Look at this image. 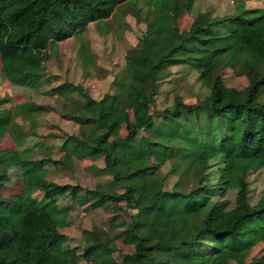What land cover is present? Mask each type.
<instances>
[{
	"label": "trees",
	"instance_id": "1",
	"mask_svg": "<svg viewBox=\"0 0 264 264\" xmlns=\"http://www.w3.org/2000/svg\"><path fill=\"white\" fill-rule=\"evenodd\" d=\"M126 1L0 0L3 77L13 85L38 87L39 73L29 69L30 61H42L49 45L107 18ZM193 1L145 0L142 16L147 20L139 47L124 55L130 72L113 79L111 92L92 98L69 82L42 91L67 101L72 94L79 97L70 116L76 133L59 135L62 156L47 160L69 166L73 159L101 158L93 172L108 179L91 192L99 196L96 203L106 196L134 209L126 231L134 239L132 250L114 260L113 239L97 226L81 231L80 252L64 246L66 237L58 227L67 209L58 207L55 198L69 185L46 180L48 161L30 158V148H0V189L10 167L21 166L22 179L19 194H0V264H77L81 258L94 264H150L153 254L163 256L161 264H226L228 259L264 264V254L244 258L247 248L264 239V199L250 203V181L245 180L248 171L264 167V9H246L237 2L229 15L195 16L180 34L177 17ZM78 53L83 60L91 57L85 48ZM172 64L196 71L205 93L193 103L173 98L181 122L162 114L153 124L147 98L129 86L139 83L152 93ZM217 67L242 74L244 86H225ZM8 100L0 96V105ZM40 111L32 101L0 107V136L8 131L20 146L15 117L31 126ZM122 126L125 133L111 140ZM141 129L150 130L152 139L138 135ZM151 157L161 164L151 168ZM165 162L168 169L161 173ZM165 174L175 177L168 189L163 188ZM33 184L41 186L38 198L31 195ZM229 190L232 204L225 197Z\"/></svg>",
	"mask_w": 264,
	"mask_h": 264
},
{
	"label": "rangeland",
	"instance_id": "2",
	"mask_svg": "<svg viewBox=\"0 0 264 264\" xmlns=\"http://www.w3.org/2000/svg\"><path fill=\"white\" fill-rule=\"evenodd\" d=\"M239 2L246 9H264V0H194L188 10H183L177 17V29L183 34L191 20L195 17H220L234 12ZM139 9V10H137ZM137 10V11H136ZM146 11L145 0H128L116 6L114 11L105 19L88 23L81 31L46 48V55L42 61H30L29 69L39 73V85L36 88L17 86L9 83L0 70V96L9 100L0 107L13 108L21 101H32L40 104L41 111L35 116L32 125L23 117H15V132H21L23 143L15 144L12 134L5 131L0 136V148L3 150H17L23 147L30 148V158H43L45 161L58 160L62 156L59 148L62 133L75 134L77 124L70 118L77 110L76 102L79 98L73 95V100L67 101L60 95H47L42 91L61 82L79 85L92 98H98L105 92L112 91V81L123 77L130 72L124 62L127 49L139 47V37L145 28ZM85 48L91 57L83 60L78 50ZM85 65V68L82 65ZM167 74L157 83V88L151 93L139 83H132L129 89L140 91L148 100V109L153 124H156L162 114L168 115L181 122L178 109L173 105V98L179 97L184 103H193L202 98L205 87L196 80V71L185 64H172L166 67ZM221 81L225 86L240 89L246 78L235 75L228 68L217 67ZM264 97V95H263ZM75 99V100H74ZM31 134H26V132ZM25 131V132H23ZM125 133L123 126L119 131L110 135L111 140L118 139ZM138 135L152 139V132L141 129ZM161 164V160L151 157V168ZM102 165L100 157L95 159H73L69 166H63L50 161L45 164V178L57 184H68L65 193L58 195L55 202L58 207H66V221L58 230L65 235L63 245L82 250L84 243L81 235L83 229L92 226L101 228L113 239L115 250L110 253L114 260H118L121 253L132 250L134 239L126 231L130 226V214L134 211L123 201L109 197H102L97 202L98 195L91 192L96 183L108 179L104 173L96 175L93 166ZM21 166L7 169V177L0 189L2 196L19 194L22 188ZM168 169V163L160 168L161 173ZM175 177L165 174L163 188H170ZM249 182L248 201L254 203L257 198L264 199V167L254 168L245 175ZM41 186L33 184L31 195L40 197ZM232 204L233 191L229 190L226 196ZM97 252L93 251L94 258ZM264 254V239L245 250V261L251 257ZM81 258L77 264H79ZM92 263L93 261L89 259ZM162 255L153 254L150 264H161ZM146 261V260H144ZM94 264V263H93ZM226 264H234L228 259Z\"/></svg>",
	"mask_w": 264,
	"mask_h": 264
},
{
	"label": "built area",
	"instance_id": "3",
	"mask_svg": "<svg viewBox=\"0 0 264 264\" xmlns=\"http://www.w3.org/2000/svg\"><path fill=\"white\" fill-rule=\"evenodd\" d=\"M79 264H93L89 259H82Z\"/></svg>",
	"mask_w": 264,
	"mask_h": 264
}]
</instances>
